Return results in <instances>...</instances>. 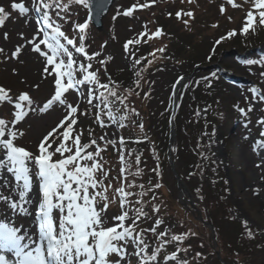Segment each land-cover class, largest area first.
<instances>
[{"label":"snow or ice","instance_id":"snow-or-ice-1","mask_svg":"<svg viewBox=\"0 0 264 264\" xmlns=\"http://www.w3.org/2000/svg\"><path fill=\"white\" fill-rule=\"evenodd\" d=\"M98 6L102 0H95ZM110 3V0H108ZM250 3V10L247 11L242 27L241 35L254 32L257 22L264 26V0H245ZM227 3L236 7L233 0ZM82 6L88 10V18L83 22L70 20L72 8ZM94 0H31V7L24 2L12 0L8 9L0 6V27L12 18L13 13L19 17H27L28 21L35 18L37 25L31 38L20 34L23 44L15 47L9 53L0 47V56L5 59L19 58L22 51L29 49L40 58L42 63V80L49 82L50 98L43 106L34 102L28 92H21L18 95L10 94L11 90L0 86V104L7 103L14 109L11 120L0 118V171H6L13 180L10 182L6 177L0 175V202L12 211L26 212L27 205L31 203L29 193L33 183L38 182L41 194L40 202L35 210V219L38 224V239H34L28 232H23L19 226L13 225L10 221L0 218V253H11L14 255V264H161L160 253L168 243L162 238L167 235L165 232L157 234V228L162 223L155 220L153 227L141 229L139 232L138 221L147 217L144 210V201L136 200V207L128 199L139 195L143 197L146 193L140 191L133 193L128 189L135 187L133 183H124L126 180V168H120V186H115L109 180V171L105 169L106 161L103 160L102 152L107 146L114 148L119 144V160L122 165L125 163L124 149L126 142L123 137L117 141L108 137V134L95 137L89 129L90 140L82 142L83 130H78L81 117H88V110H80V104L85 100L87 104L97 109L95 123L101 128L107 127L102 116H106L111 123L119 124L128 118L129 113L139 115L134 108L129 109L126 101L132 95V90H125L124 94L119 91L120 86L111 79L102 82L100 69L94 66L92 61L100 56V53L91 55L86 51L85 32L89 27V20L92 18ZM147 7V5H143ZM224 7L221 6V12ZM133 8H128L123 15L131 16ZM185 15L191 17L192 12ZM177 18L181 12L176 13ZM72 23V36L70 37L63 29ZM187 24V21H184ZM236 30L229 31L216 41L220 44L226 38L235 36ZM148 35L140 33V37ZM152 35H161L157 29ZM8 34L4 33L7 40ZM78 41V42H77ZM139 44L140 40H129L124 44L126 51L129 45ZM157 51L163 53L164 47ZM215 49L213 48V53ZM135 57V53H131ZM77 55L84 57L83 61L77 59ZM211 59V56L208 57ZM98 63L103 67L104 60ZM152 63L151 60L148 61ZM248 65L256 63L264 64V58L247 59ZM140 59H134L133 66L140 65ZM144 69L140 68L135 72L138 77L136 86L139 87L143 79ZM105 75L107 69H104ZM216 73H212L215 76ZM264 75V73H262ZM184 77H179L172 88L175 90L182 83ZM208 81V77L202 78ZM197 84L200 81H196ZM88 86L81 90V86ZM33 87L38 88L39 84ZM183 87L187 88L188 84ZM75 92L80 98L75 104L67 100L66 94ZM251 91L257 94V89ZM139 95V93H136ZM174 94V93H173ZM148 93H145L147 96ZM264 100V94H259ZM119 103L124 107V114L117 118L111 110L112 105ZM54 105L61 106V117L58 123L42 135L34 145L17 143L26 134L17 125L24 121L29 113L39 111L44 113ZM241 115H246L244 108L238 109ZM117 112L120 109L116 110ZM248 112L252 111L249 106ZM264 125V118L258 120ZM141 129L143 125H140ZM247 127V123L245 124ZM264 136V130L260 133ZM248 137H245L247 139ZM101 141L104 147L97 141ZM264 147L260 140L256 141ZM94 148L93 151L89 149ZM175 151V149H173ZM132 153L129 152L128 155ZM136 163H140V156H136ZM260 165H257L259 167ZM130 168L131 165H128ZM133 175H140L139 169ZM159 174V173H157ZM160 184H155L159 188ZM143 189V185H139ZM3 189H8L5 193ZM117 205L118 212L110 213V206ZM153 211H159L153 207ZM130 221V223H129ZM151 232L160 241L158 246L150 247L145 240V233ZM248 235L252 233L249 231ZM181 235H172V241H182ZM186 251V250H185ZM176 252L163 257L164 262H171L176 259ZM0 264H9V258L0 254ZM186 264V262H184Z\"/></svg>","mask_w":264,"mask_h":264},{"label":"rangeland","instance_id":"rangeland-1","mask_svg":"<svg viewBox=\"0 0 264 264\" xmlns=\"http://www.w3.org/2000/svg\"><path fill=\"white\" fill-rule=\"evenodd\" d=\"M12 0H0V6H4L8 9ZM17 2H24L26 6L31 7V0H17ZM233 3L237 5L233 7L227 3V0H114L110 6L108 13L103 17V27L97 30L89 22V27L85 32V46L89 55L93 53H100V56L96 57L92 63L94 70L99 68V60H105V68L109 70L110 66L113 68L116 66L117 53L114 47L125 53L123 47L125 39L142 40V43H146L147 48H150L152 63L146 65L144 71V81H140L139 87H137L139 95L130 96L129 103L131 107L139 112L141 109L148 113L149 107L155 105V100H170L172 99V77L176 70V66L172 64L164 52L157 51L161 47H164L165 37L151 39L148 36L140 38L139 32L146 30L148 34L152 31L160 29L157 26L159 17L164 19L173 18V22L176 24V29L184 34L187 40L195 44L196 48L204 50L205 55L210 56L213 52H217L218 57L223 60L234 58L237 61V55L244 57L251 51L257 54V60L264 58V42L259 45H254V48H249L248 51H244L242 47L236 44L230 43V39L233 37H242L240 34V28L243 25L245 15L250 10V3H246L245 0H233ZM141 6H140V5ZM147 5V7H143ZM221 6L224 7V11L221 12ZM133 8L131 16H125L123 13L128 8ZM181 12L180 18H175L173 12ZM187 12H192V16L185 15ZM83 23L88 18V10L83 9L82 6L72 8V16L70 20H77ZM169 14L171 17H169ZM27 17L21 18L17 13L12 14V18L8 20L5 26L0 27V47L5 49V52L10 53L15 50V47L19 44H23L24 40L21 39L20 34L23 33L24 37L31 38L37 27L35 18L28 21ZM187 21V24L184 23ZM264 26H260L257 22L255 31L262 32ZM66 34L72 36V23L65 25L63 29ZM161 30V29H160ZM236 30V35L231 38H226L221 41L220 44H216L222 36L231 31ZM251 32V31H250ZM4 33L8 34L7 40L4 39ZM178 33V32H177ZM167 38V37H166ZM170 41V39H169ZM136 44V43H134ZM122 47V48H121ZM166 50V49H165ZM77 59L84 60V57L77 55ZM130 61V60H129ZM236 62H228L227 66L232 67L234 72H230L229 69H224L223 78L212 75H203L205 72L214 71L220 66V62L217 60L208 66L202 68V77H208V81L200 80V84L210 86V82L217 79H222V89L225 95H230L233 99L234 106L229 107L226 114L227 119L225 123H216L212 128H202L200 131V137L203 139V147L207 152L209 161L211 162L212 171L209 172V177L199 176L193 173L184 172L180 160L175 159V134L171 145L166 146L164 149L165 159L163 160L162 174L158 176L159 180H162L164 190H166L167 196L171 201V196L175 198V202L180 205L181 208L187 209L189 206L193 209L197 208L195 205L202 206L198 197L192 193V188L196 185L210 184L217 182L218 177L221 176L225 181L224 187L227 192V202L229 203V212L233 216L234 220L240 224L253 227L257 237L264 240V187L260 186V177L264 173V147L260 144H256L257 140L264 143V136L260 133L264 130V125L259 124L258 120L264 118V100L260 99L259 94H264V64L256 63L251 65L253 69H250V75L243 73L244 71L237 68ZM222 63V62H221ZM109 66V67H108ZM222 70L219 69V73ZM196 72L192 75L186 74L183 83H187V89L183 90L181 102L177 106V111L180 109L179 118L183 128H187L186 125L195 115L196 109L191 104L194 96L193 92L196 90ZM229 74V76L227 75ZM101 75V73H100ZM253 75V76H252ZM42 63L40 58L29 49L22 51L19 58L5 59L0 56V86H4L10 89V94L18 95L21 92H28L34 102L39 103L40 106L50 98L51 89L47 80H42ZM102 78V77H101ZM227 78L226 80H224ZM103 79V78H102ZM101 79V80H102ZM39 84L38 88L33 87ZM180 85V87H181ZM198 86V85H197ZM88 86H81V90H86ZM203 88V86H202ZM257 89V94H254L251 89ZM179 89V88H178ZM177 93V90L175 91ZM260 92V93H259ZM145 93H148L145 96ZM144 95L145 97H142ZM67 100L75 104L80 98L75 92L70 91L66 94ZM152 102V104L150 103ZM178 103V102H177ZM198 109V116L205 117L206 107L205 105ZM249 106L252 107V111L248 112ZM239 108H244L246 115H241ZM88 110V117H81V123L78 125V130L87 128L89 123H92L93 114L97 112V109L90 107L86 100L80 104V110ZM224 109V106H223ZM14 109L7 103L0 104V118L11 120L13 118ZM61 117V106L54 105L52 108L44 113L39 111L35 113H29L24 121L20 122L17 127L23 130L26 134L22 140H18L17 143L32 144L34 145L43 134L50 131L56 123H58ZM118 118V117H117ZM247 123V127L245 124ZM108 127L110 129H104L100 134L95 137H99L108 134L109 138L116 139L119 137L117 132V124L108 121ZM192 127H189L191 132ZM106 130V131H105ZM245 137H248L245 139ZM89 142V141H87ZM101 147L104 146L103 142L97 141ZM190 141L183 139L182 152L183 155H187L190 150ZM169 149L171 151L169 152ZM93 151L94 148L89 149ZM132 152L139 151L137 147H130ZM176 150V149H175ZM146 156L149 157L148 152ZM150 158V157H149ZM151 164L150 160H148ZM257 165H260L257 167ZM158 172V171H157ZM212 178L214 180H212ZM264 183V180H261ZM34 186L39 189L38 182L33 183ZM171 194V195H170ZM171 204V202H170ZM38 206V201L31 204L27 208L30 217H33V211ZM162 204L160 209L162 208ZM182 209V213H185ZM144 210L150 214L148 209ZM110 213L118 212V206L112 205L109 209ZM170 213L166 212L159 218L162 223L159 225L160 232L168 233L169 229L176 226L177 221L172 220L176 214L174 210L169 209ZM31 217V218H32ZM197 217L201 218V212L197 209ZM153 218L144 217L138 221L139 232L141 229H149L154 226L155 221H150ZM196 220V215H194ZM27 224V220L21 219V225ZM130 223V221H129ZM168 223V224H167ZM205 223H207L205 221ZM30 224V223H28ZM33 227L34 222H31ZM206 227L210 233V243L212 249H215V236L214 231L209 223ZM151 232L145 233V240L149 243L150 247H155L153 242L150 241ZM170 255V254H167ZM164 254L159 257L161 264H184L187 263L186 258L182 253L176 255V259L171 262H164ZM251 260L247 264H264V249L253 253ZM135 264V261L133 262Z\"/></svg>","mask_w":264,"mask_h":264},{"label":"trees","instance_id":"trees-1","mask_svg":"<svg viewBox=\"0 0 264 264\" xmlns=\"http://www.w3.org/2000/svg\"><path fill=\"white\" fill-rule=\"evenodd\" d=\"M157 22L163 30L162 36L165 37L164 40L166 39L165 45H163L166 50L163 55L176 66V70L172 72V82L179 75L190 74L195 66H208L213 62L216 63L218 60L220 66L228 68V62H236L232 57L230 59L225 57L226 60H223L221 57H218L217 52H212L210 55L211 59H209V56L205 55L204 50L197 49L195 44L191 41L189 42L184 34L176 29L173 18L164 19L163 17H159ZM233 38L235 39H230V43L247 49L254 47L255 44H260L264 40V31L261 33L258 31L255 33L249 32L242 37ZM114 49L117 52L114 56L116 58V66L113 68L110 66V71L107 70L108 76L120 86L119 91L121 94H124L125 90L131 89L132 95L130 96H134L138 93L136 86L138 77L135 75V72L149 64L148 61L152 58L150 57L152 52L150 48H147L145 42L142 43V40H140L139 44L130 45L126 53H123L117 47ZM133 52L135 53V57L131 54ZM254 56L255 53L251 52L246 57H239L241 62L239 64L236 63L239 65L237 68L243 70L246 74H250V66L245 61L247 59H253ZM134 59H140L141 64L135 65L134 67ZM218 71V69H214V71H208L203 74L201 73L203 72L202 70L196 69V72H199L196 75V79L197 81L203 80L201 74L212 75V73H218ZM143 73L142 75L144 77ZM217 76L218 74L215 75V77ZM102 78L104 82H107V78L104 76ZM144 80L141 79L140 81ZM209 85L200 84L196 86V90L191 95L194 96L191 104L196 109V113L192 116L193 118L188 125H186L187 128L182 127L181 120L178 117L179 112L174 118L173 127L176 135L175 159L180 160L184 172L193 173L200 177H209V172L213 170L207 152L203 147V139L200 137V131L202 128H212L216 123H225L229 107H233L235 104L230 95H225L221 87L222 83L217 81V79L211 81ZM142 97L145 96L142 95ZM126 103L128 108L132 109L129 99ZM150 103L152 104V102ZM198 105L206 106L207 114L205 117L198 116V109L201 107ZM170 106V100H161V97H159V100H155V105L152 104L149 107L148 113L146 112V118L145 112L141 109L137 112L139 115L129 113L128 118L122 122L125 125L124 127H119L118 124L116 130L120 136L117 137V141L123 137L126 142V148L123 150L125 163L122 165L119 160V152L117 151L119 144H117L116 148L111 145L107 146L106 151L102 152L101 155L103 160L107 162L105 163V169L109 171V180L115 186H120L121 179L123 178H113L119 177L120 168L124 166L126 168L124 174L126 180H124V183H133L135 185V187L128 190L133 193H139L140 191L146 193L143 197L135 195L128 199L136 207H140V205H135V201L142 199L144 201L143 208L150 211L147 217L151 218L153 216L150 221H155L160 216L162 218L163 215H166V212L170 213V208L176 212L172 220L177 221V224L173 230L170 228L167 235L162 238L163 240H167L168 243L161 251L160 256L163 254L164 256L172 254L173 252L178 254L180 252L184 255L188 264H247L251 260L250 257H252L253 253L264 249V240L257 237L255 233L256 229L242 225L234 220L229 212L227 192L226 187H224L226 185L221 176L212 185L203 183L191 189L192 193L198 197L202 204V206L195 205V207L197 206L196 209L190 206L187 209L181 208L172 196L170 197V201L162 185L163 181L158 178L162 174L161 167H163V160L165 159L164 149L168 143ZM117 109H120V111L117 112ZM111 110L117 117L124 114V107L119 103L112 105ZM92 116V123H89L87 128L84 127L83 129V143H87L90 140L89 129L92 130L94 136L100 134L105 129V127L101 128L95 123V114ZM102 119L106 121L107 117L102 116ZM141 124L143 125L142 129L140 127ZM189 127H192V129L188 133ZM183 139L190 141V150L187 155H183L182 152ZM132 146L137 147V149L139 148V151L132 152L130 150ZM129 152L132 154L128 155ZM144 152H148L150 158ZM137 155L140 156L139 164L136 163ZM148 160H150L151 164H149ZM128 165H131V167L129 168ZM137 169H139L140 175H133L132 173H135ZM212 180L214 179L212 178ZM155 184H160L161 186L155 188ZM139 185H143V189ZM161 204L163 206L160 209ZM153 207L158 208L159 211H153ZM182 209L185 213H182ZM197 209L201 212V218L197 217ZM194 215H196V220L194 219ZM205 221L213 227L217 241V248L215 249L220 252V257L216 255V250L212 249L209 240L210 233L208 232ZM249 231L252 233L251 236L248 235ZM159 232L160 229L158 227L157 234ZM149 235L150 241L153 242L155 247L158 246L160 241H157L156 236L153 233ZM172 235H181L183 239L179 242L172 241Z\"/></svg>","mask_w":264,"mask_h":264},{"label":"bare ground","instance_id":"bare-ground-1","mask_svg":"<svg viewBox=\"0 0 264 264\" xmlns=\"http://www.w3.org/2000/svg\"><path fill=\"white\" fill-rule=\"evenodd\" d=\"M179 87H180V85H178L175 90H177ZM171 138L173 141V137H171ZM0 175L6 177L10 182L13 180L11 175L9 173H7L6 171H0ZM261 180H264V173L260 177V186L264 187V183H262ZM3 191L5 193H7L8 189H3ZM39 195H40V193L37 192L36 188H33V190H31V192L29 193V199H30L31 203H29L27 205V208H29L28 206H30L31 204L40 200L41 196H39ZM0 218H4L6 221H10L13 225L19 226L23 232H28L29 234H31L33 236L34 239H37V236L33 232L32 227L30 226V224L32 222V218L30 217L29 212H27V213L23 212L22 213L19 211H12L6 206L5 203L0 202ZM21 219L27 220V222L30 224L25 223V225H21ZM14 260H15L14 255L10 253L9 264H14Z\"/></svg>","mask_w":264,"mask_h":264},{"label":"water","instance_id":"water-1","mask_svg":"<svg viewBox=\"0 0 264 264\" xmlns=\"http://www.w3.org/2000/svg\"><path fill=\"white\" fill-rule=\"evenodd\" d=\"M112 2L113 0H110V3L108 0H102V2L97 6L94 0L91 21L98 29L102 27V17L107 13Z\"/></svg>","mask_w":264,"mask_h":264}]
</instances>
